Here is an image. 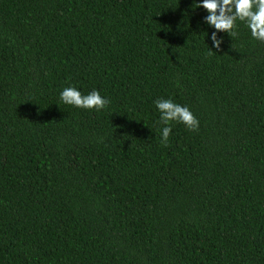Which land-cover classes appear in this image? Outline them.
Wrapping results in <instances>:
<instances>
[{
  "label": "trees",
  "instance_id": "obj_1",
  "mask_svg": "<svg viewBox=\"0 0 264 264\" xmlns=\"http://www.w3.org/2000/svg\"><path fill=\"white\" fill-rule=\"evenodd\" d=\"M192 3L0 0V264H264V43Z\"/></svg>",
  "mask_w": 264,
  "mask_h": 264
},
{
  "label": "clouds",
  "instance_id": "obj_2",
  "mask_svg": "<svg viewBox=\"0 0 264 264\" xmlns=\"http://www.w3.org/2000/svg\"><path fill=\"white\" fill-rule=\"evenodd\" d=\"M192 5V9L202 8L207 13L202 22L213 29L207 36L212 48L217 51L224 42L220 34L226 33L231 39L235 38L240 25L247 29L254 41L264 43V0H193ZM212 48L209 47L210 52ZM58 96L59 102L66 106L97 113L110 104L109 98L101 95L100 90L94 88L84 94L72 84L63 87ZM154 107L159 113L158 123L162 125L159 135L163 144L169 142L174 124L183 125L188 131L199 129V119L186 104L161 96L155 99Z\"/></svg>",
  "mask_w": 264,
  "mask_h": 264
}]
</instances>
